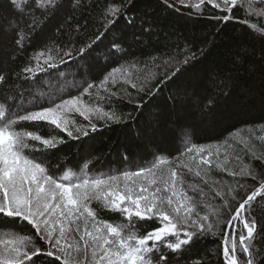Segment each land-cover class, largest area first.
Returning a JSON list of instances; mask_svg holds the SVG:
<instances>
[{"label":"trees","instance_id":"obj_1","mask_svg":"<svg viewBox=\"0 0 264 264\" xmlns=\"http://www.w3.org/2000/svg\"><path fill=\"white\" fill-rule=\"evenodd\" d=\"M39 1L0 0V131L25 145L51 214L42 228L0 211V264H102L108 229L135 247L160 214L175 233L139 264H264V190L237 214L264 183V1ZM73 102L104 116L78 136L30 119ZM133 187L142 216L113 198ZM56 223L99 240L62 251Z\"/></svg>","mask_w":264,"mask_h":264},{"label":"rangeland","instance_id":"obj_2","mask_svg":"<svg viewBox=\"0 0 264 264\" xmlns=\"http://www.w3.org/2000/svg\"><path fill=\"white\" fill-rule=\"evenodd\" d=\"M42 4H44V0L39 1L38 7H41ZM47 94L48 92H46L45 95ZM38 95V92L33 90V98L39 97ZM39 98H42V96L40 95ZM86 104L87 103L79 104L73 102L69 103V106L66 105L65 107L58 105L55 107L56 110H51L52 112L50 113L40 111L30 116V119L49 120L51 126L56 127L59 131L70 134L69 136H78L83 131L87 130L90 124L95 123V120L104 116L101 107H95V103L94 105ZM196 108H198L197 105ZM15 134L16 133H14V135H7L4 131H0V192L3 196L2 200L0 196V211L6 214L13 213L21 218L28 217L29 219L27 218V220L33 219V222L35 223L34 225L45 228L48 217L51 214V204H44L35 200L37 199V196L34 195L36 193L35 189H33V185L37 182V171L32 163L22 157V149L25 145L22 144V141L18 139V135ZM26 139H30V135H25L23 140ZM36 141L40 142V139L38 140L37 138ZM198 152L205 154L207 151L198 150ZM157 182L152 180L151 185L147 187V193L150 196L156 193V191H164V187L161 185L158 186L160 183L158 184ZM30 184L32 188L30 187ZM41 187L42 184L38 185V188ZM130 194L131 195L118 193L115 194L113 198L116 204H125L127 206L128 203H132V208L138 210L135 211L138 215H140V212L142 211L148 212L151 210V206L153 205H151L148 201L143 202L145 195L135 194V187H133ZM160 201H162L161 198L152 200V202H155L158 206L162 204ZM58 216L60 215L55 214L54 218L56 219ZM160 218L163 222H165V224H163L161 229L152 233L151 238L153 240H158L166 234L173 233V226L168 224L171 223L168 215L160 214ZM58 222L60 221L58 220ZM56 226L58 228L66 229V236L62 239V241L58 242L62 251L68 248H74L73 237L75 239L79 238L81 243L84 244L85 249H88L85 246L87 245L88 239H91V242L94 243V245H96L99 240L97 239V233L100 232L98 228L94 229L97 231L93 235L86 232L83 235H75L70 238V235L75 233L74 228L68 226V223L66 225L63 223H56ZM72 226L74 227V225ZM91 228L92 227H89L87 230H92ZM82 229L86 230L85 227ZM246 230L247 232L249 231V229ZM112 234V229H108V233L102 237L99 256L96 257V259L100 261L104 260L102 264H139L138 261L141 257V245H143L147 239L139 242L136 247H129L125 246L124 243L119 242V240H111L110 235ZM91 249L92 246L89 250ZM22 250L23 249H21V251ZM96 252L97 251H92L90 253L92 257Z\"/></svg>","mask_w":264,"mask_h":264},{"label":"water","instance_id":"obj_3","mask_svg":"<svg viewBox=\"0 0 264 264\" xmlns=\"http://www.w3.org/2000/svg\"><path fill=\"white\" fill-rule=\"evenodd\" d=\"M263 190H264V183L261 186H259L254 192H252L249 196H247V198L239 206L238 212L242 211L245 208V206L249 204Z\"/></svg>","mask_w":264,"mask_h":264}]
</instances>
